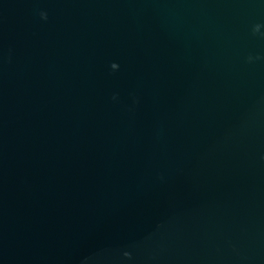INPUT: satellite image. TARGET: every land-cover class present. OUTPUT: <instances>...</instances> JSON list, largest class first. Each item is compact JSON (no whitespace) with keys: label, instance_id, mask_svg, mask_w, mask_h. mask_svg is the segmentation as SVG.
<instances>
[{"label":"water","instance_id":"water-1","mask_svg":"<svg viewBox=\"0 0 264 264\" xmlns=\"http://www.w3.org/2000/svg\"><path fill=\"white\" fill-rule=\"evenodd\" d=\"M0 264H264V0H0Z\"/></svg>","mask_w":264,"mask_h":264},{"label":"clouds","instance_id":"clouds-1","mask_svg":"<svg viewBox=\"0 0 264 264\" xmlns=\"http://www.w3.org/2000/svg\"><path fill=\"white\" fill-rule=\"evenodd\" d=\"M41 17H42V19H47V16H46L45 13H41ZM254 31L259 32V25L256 26V28L254 29ZM111 67L112 68H116L117 65L116 64H112Z\"/></svg>","mask_w":264,"mask_h":264}]
</instances>
